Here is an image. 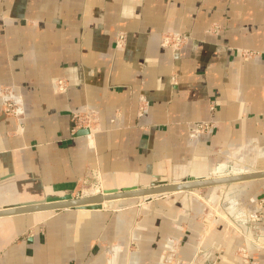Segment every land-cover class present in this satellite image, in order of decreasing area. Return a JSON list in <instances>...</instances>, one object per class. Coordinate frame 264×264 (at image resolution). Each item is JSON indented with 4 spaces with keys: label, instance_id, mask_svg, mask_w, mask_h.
Masks as SVG:
<instances>
[{
    "label": "crops",
    "instance_id": "0c3cea01",
    "mask_svg": "<svg viewBox=\"0 0 264 264\" xmlns=\"http://www.w3.org/2000/svg\"><path fill=\"white\" fill-rule=\"evenodd\" d=\"M240 151L264 169V0H0V208L211 175ZM198 193L0 217V264H243L242 247L264 264V177L234 219Z\"/></svg>",
    "mask_w": 264,
    "mask_h": 264
},
{
    "label": "water",
    "instance_id": "95a60500",
    "mask_svg": "<svg viewBox=\"0 0 264 264\" xmlns=\"http://www.w3.org/2000/svg\"><path fill=\"white\" fill-rule=\"evenodd\" d=\"M250 166H253L252 162H250ZM263 177L264 169H254L223 175H189L188 177L178 181H169L161 178H155L147 184L130 187L108 189L101 186L100 190H98L95 194L85 196H73L71 194H68L62 197L48 198L41 201L6 206L0 208V217L61 209H98L103 206V203L105 201L110 202L117 199L138 197L151 198L156 195L191 190L203 186L244 181Z\"/></svg>",
    "mask_w": 264,
    "mask_h": 264
},
{
    "label": "rangeland",
    "instance_id": "374dc122",
    "mask_svg": "<svg viewBox=\"0 0 264 264\" xmlns=\"http://www.w3.org/2000/svg\"><path fill=\"white\" fill-rule=\"evenodd\" d=\"M203 132H206V131H203ZM191 135H192V132H191ZM198 135L196 136L192 135V137H197ZM245 153L246 151H243V152L240 151L238 153H235L234 156H230L226 158V160H224L225 165L223 168V173L232 174V173L237 172L238 170L246 171L248 169L250 170L258 169L255 163L254 154L251 153V151L249 154H245ZM250 162L253 163V166H250ZM245 166H247L248 168L245 169ZM214 174H211V175H214ZM244 182L245 180L237 181V182L214 184V185L203 186V187H199V188H195L191 190H185V191H194L196 193L200 192L198 194H200L202 198L204 197L207 199L206 200L207 211L213 212V214L216 216H224V217L228 216L234 219V215L230 214L231 210L227 207H229L231 204H234V199H239L238 195H236L237 193L234 194V192H242V186ZM89 184H90L89 188L93 189L94 187H96V185H99L100 183L98 179L95 177V178L90 179ZM99 187L100 186H98L97 188ZM97 188L94 190V192L97 190ZM82 193L83 192H81L80 193L81 195L79 194V196H85V195H82ZM168 194H173V193H168ZM156 196H161V195H156ZM138 198H141V197H138ZM143 198H145V200L150 199L148 197H143ZM204 198L203 200H205ZM115 248L116 246H112V250H114ZM239 253L241 254L243 264H256L254 260H251L249 258L248 250L246 247H242ZM173 259L170 260L168 264H185L183 260L181 259H178L176 257H174Z\"/></svg>",
    "mask_w": 264,
    "mask_h": 264
},
{
    "label": "built area",
    "instance_id": "2783aa9c",
    "mask_svg": "<svg viewBox=\"0 0 264 264\" xmlns=\"http://www.w3.org/2000/svg\"><path fill=\"white\" fill-rule=\"evenodd\" d=\"M188 35L184 33H175L171 32L163 36V45H168L174 48H181L187 41ZM126 35L124 32H120L117 36L116 44L118 46L125 45ZM58 87L62 90L65 89V84L63 80L58 79ZM4 102V110L9 115H14L19 117L23 112V107L21 101L18 99L16 94H13L12 91L3 90L1 91ZM71 120L73 123V130H77L81 127L90 128L95 122L96 118L92 115L90 111H75L71 114ZM210 128L209 123L207 122H195L191 127L192 135L196 136L203 131H207Z\"/></svg>",
    "mask_w": 264,
    "mask_h": 264
},
{
    "label": "bare ground",
    "instance_id": "6f19581e",
    "mask_svg": "<svg viewBox=\"0 0 264 264\" xmlns=\"http://www.w3.org/2000/svg\"><path fill=\"white\" fill-rule=\"evenodd\" d=\"M249 170H250V169H248V170H246V171H249ZM239 172H244V171H238V172H236V173H239ZM215 174H216V175H218V174H219V175H220V174L223 175V174H226V173H223V172L218 171V172H215ZM100 188H101V186H100L99 188H97V190H96L95 192H93L92 194H95L98 190H100ZM108 189H109V188H108ZM89 195H90V194H89ZM105 202H106V201H105ZM105 202H104V204H105ZM106 205H107V204H106ZM106 205H105V206H106Z\"/></svg>",
    "mask_w": 264,
    "mask_h": 264
}]
</instances>
